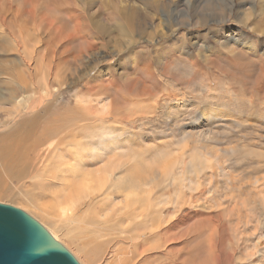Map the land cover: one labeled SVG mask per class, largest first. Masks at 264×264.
I'll use <instances>...</instances> for the list:
<instances>
[{
    "label": "rangeland",
    "instance_id": "rangeland-1",
    "mask_svg": "<svg viewBox=\"0 0 264 264\" xmlns=\"http://www.w3.org/2000/svg\"><path fill=\"white\" fill-rule=\"evenodd\" d=\"M123 1L0 0V92L9 86L15 88L14 75L22 74L29 83L26 95L31 100L42 95V108L39 109L60 114L64 121L66 118L71 124V127L67 125L68 130L71 129L73 136L80 139L86 154L73 177L80 184L89 183V193L96 195L92 201L84 200L83 195L82 202L73 206L71 213L62 218L59 214L54 216L50 202L55 203L61 194L56 193L60 183L42 188L33 184L47 175L51 177L56 172L53 167L62 163L64 166L72 160L56 153L57 146L53 140L44 163L48 167L42 169L41 165V173L36 165L19 182L3 178L5 185H0V203L24 210L47 228L56 230L59 242L70 251L79 243L75 239L76 230L85 240L89 238L88 242L90 239L94 243L109 240L111 244H118L117 239L123 236L119 229L124 222L117 214L119 208H116L118 200L123 198L122 190L113 189L110 197L104 194L94 183L99 171L117 162L119 167L113 175V183H117L130 176L136 180L152 177L169 164V173L146 189L152 193L154 208L162 209L160 202L168 201L165 208L170 210L164 215L174 213L173 207L176 206L181 221L179 233L186 229L187 233L190 229L193 231L184 236L187 240L180 242V239L171 247H181L200 237L204 226L211 228L216 223L221 227L218 241L223 245L224 254L233 255L228 264H264V64L258 63L257 56L264 53V35L254 31L256 25L264 28V0H215L228 6L221 12L211 7L214 0H159L160 4L154 8L150 7L152 0H133L140 10L142 8L154 16V28L162 22L167 26L166 14L172 12L180 14V21L192 18L190 27L189 24L177 26L170 19L172 27L161 29L162 32L165 29L166 37L156 35L153 42L143 39L135 47L125 50L119 47L122 51L116 50L118 48L115 49L112 43L101 48V40L93 34L95 29L89 22L94 19L106 26L111 23L108 27L112 28L114 21L119 19L115 9ZM128 1L125 5L132 4V0ZM143 2L148 6L142 5ZM183 10H188L184 19L181 16ZM82 11L87 14L83 15ZM204 14H212L216 21L195 27L197 17ZM82 23L88 24L83 26ZM149 25L151 23H147L146 28ZM157 29L160 28L153 31ZM181 35H184V40ZM28 36L34 39L30 40ZM113 36L121 40L118 34ZM59 38L60 44L53 43ZM49 40L51 42L47 44ZM25 46L29 47L28 50ZM85 48L88 52L83 50ZM22 49H26L27 54ZM143 49L144 52L148 50V54H142ZM46 57H52L50 64L45 61ZM126 58L129 62L125 64ZM25 61L31 69H36L30 75L32 79L27 78L23 71ZM56 72L60 74L55 76ZM150 91L152 97L149 96ZM76 100H80L79 105L83 109L85 107L84 111L86 108L90 110L92 119L87 117L88 111H85L88 114L85 116L84 111L76 107L79 106ZM176 101L184 105H178ZM118 108L123 110L118 112ZM112 110H116L118 115L114 111L111 114ZM64 121L60 123L63 124L62 129L66 126ZM13 122L0 124V133L7 132ZM198 122L202 127H185ZM85 146H91L87 153ZM46 148L42 146L39 153ZM98 148H104V151H97ZM197 165L204 168L197 170ZM211 171L215 173L213 176H210ZM112 197H116L117 202L113 203ZM123 227L127 231L121 229L125 231V237L142 229L133 231ZM67 231H73V235L65 236ZM101 249L105 253L102 245ZM100 256L98 253L96 258H91L98 264ZM155 257L157 259L151 264L158 263L164 256L158 253Z\"/></svg>",
    "mask_w": 264,
    "mask_h": 264
},
{
    "label": "bare ground",
    "instance_id": "bare-ground-1",
    "mask_svg": "<svg viewBox=\"0 0 264 264\" xmlns=\"http://www.w3.org/2000/svg\"><path fill=\"white\" fill-rule=\"evenodd\" d=\"M125 1L126 0H124L123 4L122 5L120 4V6L116 9H115L116 4L114 6V9L117 11V15L119 16L118 17L119 19H116L114 21L112 28L108 27L111 23L108 26H106V24L105 25L101 24V23H103L101 21H99V23H96L95 21H93L94 19H92L89 22L90 24H92L93 28L95 29L94 31H92L93 34H95L97 37H99L97 39L101 40V43H99L101 48L106 47L110 43H112V44H114L115 49H116V47L118 48L116 50H120L121 48H122V50H125L126 48H128L130 46L140 44L141 40H143V39H145L148 42L149 41L153 42V39L156 35H160L161 37L162 36L166 37V33L165 34L163 33L165 29L163 30V32L161 29H163L164 27L167 28V26L172 27L171 23L169 22L170 19L173 22H175V24L177 26L181 27V26H184L186 24H189V27H190V21L192 20V18H187V19H185V21H180L179 20L180 14L178 12L175 14H172L173 13L172 12V13L166 14L167 26H165V23L162 22L159 24L158 27L154 28L152 26L153 19H154L153 15H149L147 13V11H142L143 10L142 8L140 10V7L133 4V0H132L133 5L132 4L125 5ZM130 1H128V2H130ZM112 2L114 3V1H112ZM148 2H150V0H148ZM213 2H215V4H212L213 6H211V7L214 9H217V11L220 10V12H221V11L227 10V8H228V6L224 4V2L223 3H219V2L217 3L215 0ZM158 3H159V0H152V2L150 3V5H151L150 7H153V8L158 7ZM106 4H108V3L106 2ZM110 4H111V2H110ZM142 5L148 6L147 3H144V2L142 3ZM152 5H154V6H152ZM163 6H164V4H163ZM143 8H147V7H143ZM202 9H204V8H202ZM78 10L79 9L77 8V11ZM145 10H148V9H145ZM154 10H156V8ZM77 11H76V13H77ZM148 11H150V10H148ZM187 12H188V10L182 11V13H183V15L181 14L182 18L184 16H187ZM215 12H216V10H215ZM82 14H83V11H82ZM86 14H83V15H86ZM76 16H77V14L75 15V17ZM188 17H189V14H188ZM110 18H111V15H110ZM80 19H82V21H84V18H80ZM86 20H88V18ZM213 20H214V16L212 14L199 15L197 17V20L195 21L194 25H195V27L196 26L199 27L200 25L206 24V23H208V21H213ZM78 21H80V20H78ZM107 21L110 22V20H107ZM156 21H157V17H156ZM214 21H216V20H214ZM147 23L148 24L151 23L152 27L150 25L149 26L151 28H153L154 30L156 28H160V29H157V31H153V29H152V31H150L149 30L150 27L146 28ZM79 24H81V23H79ZM83 24L84 23H82V25ZM87 24L85 23L84 25L86 26ZM90 24L88 27H90ZM256 27H255V30L254 29L253 30L258 34L262 33L264 35V28H262V26H258V25H256ZM173 29H174V27H173ZM158 31L160 33L156 34V32H158ZM86 32H84L85 35H87ZM171 32H173V30ZM114 34H118V37H121V40H119L120 38H118V40H117V37L114 39L113 38ZM26 36H25V38H26ZM36 36H34V37L36 38ZM29 38L31 40V38H33V37H29ZM104 38H105V40L106 39L107 40L104 41ZM184 38H185L184 35H181V39L184 40ZM19 39H20V37H19ZM56 39H54L55 42L53 41V43H55L56 45L60 44V42H61L60 38H59V40H56ZM89 39H91V38H89ZM89 39H87V40H89ZM22 40L24 41L25 39L23 38ZM251 40H252V38H251ZM16 42H18V41H16ZM50 42H51V40L47 41V44ZM152 42H150V43H152ZM23 43L24 42H22V44ZM87 43H89V42H87ZM93 43H94V41H93ZM56 45H55V47H56ZM252 46H254V45H252ZM17 47H19V44ZM22 47H24V46H22ZM25 47H27V50H28L29 47L28 46H25ZM47 47H46V49L48 50V48L52 47V46L50 45L48 48ZM119 47H121V48L119 49ZM247 47H248V45H247ZM20 48H21V46H20ZM87 48H85L83 50L88 52ZM89 48H91V46ZM114 48H113V50H114ZM139 48H141V47H139ZM32 49L34 50V48H32ZM144 49L141 51V53L142 54H148V50H146L144 52ZM30 50L28 51V54H29ZM33 50H31V51H33ZM122 50H120V51H122ZM24 51H26V49H24L23 52ZM89 51H90V49H89ZM19 53L21 54V51H19ZM26 54H27V51H26ZM30 55H32V54H30ZM257 56L259 59V62L258 61L257 62L259 64L260 63L264 64V53H261V54L258 53ZM257 56H256V58H257ZM33 57H34V55H33ZM41 58H39V59H41ZM254 58H255V56H254ZM25 59H27L26 56H25ZM30 59L32 60V58H30ZM51 59H52V57H51ZM51 59L46 57L45 61L49 62V64H50ZM99 59H100V57H99ZM35 60L37 61V59H35ZM35 60H33L34 61L33 63H35ZM91 61H93V60H91ZM233 61L236 62V60H233ZM124 62L126 64V62H129V60L126 58V59H124ZM180 63H181V61H180ZM78 64H79V62H78ZM91 65H92V63H91ZM56 66L58 67V65H56ZM35 67H37V66H35ZM163 67H164V65H163ZM86 68H88V67H86ZM46 69L48 70L49 67ZM262 69L264 70V68H262ZM33 70H36V69L35 68L31 69L30 64L28 62L24 63L23 71L25 73H27V75H26L27 78L30 77ZM47 70H46V72H48ZM259 70L261 71V69H259ZM42 71H44V70H42ZM58 71H59V69H58ZM51 73L54 76V72L51 71ZM58 73L56 72L55 76L58 75ZM137 73H139V71H137ZM47 74L49 75V73H47ZM52 74H51V76H52ZM263 74H262V77H263ZM48 75H46V76H48ZM141 75H145V74L141 73ZM259 75H261V74H259ZM59 76H61V75H59ZM78 76H79V74H78ZM64 78H66V76ZM139 78H141V77H139ZM14 79L16 80L15 88H11L9 86L4 92H0V124L3 125L4 123H7V122L11 123L12 121H14L12 127H10L9 130L7 129L8 131L6 130L7 132H1L0 133V185L3 183H4L3 185H5V180L3 179L5 177H7L8 180L14 179V181L16 180L17 182H19L20 180L26 178V175L32 169H34L33 167L36 165H37V167H38L37 169H39L40 173L42 172L43 168L46 169L48 167V165L47 164L44 165V163L47 160L46 156L49 153V148L52 145L51 142L54 140L55 143L54 142L53 143L57 146V150L55 148L56 153H58L59 155L63 154V156L68 157L72 160L67 162L66 165H64V166H61L63 164L62 163L56 167H53L54 170L56 169V172H53L51 177H48V175H47L43 180H40V179L35 180L33 182V184L36 185L38 188H42L44 186L48 187V186L56 185V183H58V182L60 183L61 187L56 191V193H61V194L57 196V200L54 199L55 203L50 202V208L52 209V213H54V212L56 213V214L54 213V216L59 214V218L60 217L62 218L66 214L68 215V213L70 211L74 210V209H72V207L77 205V203L80 201V199L83 195H85L84 200L87 199V200H91V201H92V197L96 196L92 193H89V186H90L89 183L80 184L73 177V175L76 172H78L77 170H78V166L80 164V161H83L85 159L86 154L83 152V146L80 143V139H76L73 136L72 132H70L71 129H70V131L68 130L69 126L71 124L67 123L66 118L64 121V118L60 114H50V113L46 112V110H44L42 112L39 109L40 107L42 108V95L36 96L33 98V100H31L29 98V96L26 95L27 93H25V91H28V89H29V83H27V80L22 76V74H15ZM19 79H23V80L18 82ZM30 79H32V78L30 77ZM49 80H47V81H49ZM63 80L66 81L65 79H63ZM258 81H259V79H258ZM62 84H63V82H62ZM65 84H63V85H65ZM66 86H68V85H66ZM60 88H58V89H60ZM29 92H30V90H29ZM149 96L150 97L153 96V93L151 91L149 93ZM30 100H31V102H29ZM77 103L79 105L80 100L77 101ZM156 104H157V102H156ZM177 104L181 105V106L184 105L182 102H177ZM82 105H83V103H82ZM7 106L9 108H7ZM80 106L81 105L76 106V107L81 108ZM76 109H78V108H76ZM84 109H85V107H84ZM84 109L81 108V110L80 109H78V110L83 112ZM121 109L123 110V108H121ZM187 109H188V107H187ZM120 110L118 108L117 111L119 112ZM85 111H88L89 116H87V117L91 118L90 115H92V114H90V112H89L90 110L86 108ZM85 111L83 112V114L85 113L84 115L86 116L88 114H86ZM113 111L114 110H112L111 114H113ZM115 111H114V114H116V116H117L118 112L116 111L117 112L116 113ZM102 114H104V113H102ZM81 116H83V115H81ZM100 117H101V115H100ZM93 118L97 119L94 116H93ZM63 121L66 122V126L69 125V126H67V128H66V126L64 127L67 130L66 129L63 130L64 128L63 129L61 128V125H63V124H60V123H62ZM89 121H86V124L89 123ZM72 122L73 121H71V123ZM82 123H84V120ZM86 124H83V126ZM79 125H81V123ZM75 126L77 127V125H75ZM75 126H74V128H76ZM1 127H0V129H2ZM185 127H189V128H193V129L194 128H200V127H202V123L198 122V123H193L190 125L187 124V125H185ZM80 128L81 127L79 126V129ZM77 129H78V127H77ZM72 130H74V129H72ZM76 137H77V135H76ZM75 140H77V142H74ZM102 143H103V141H102ZM44 145L47 146V148L44 151H42L41 153H39L42 146H44ZM90 147L91 146H85L84 147L86 153L90 150ZM55 150H54V152H55ZM91 151H93V149H91ZM97 151H104V148H98ZM77 157H79V158H77ZM50 161H51V158H50ZM175 164H176V162H174L173 165H175ZM41 165H42V169L39 168ZM118 167H119V164L117 162H113V163L105 166V168H103L102 170L99 171V174L96 176V178L94 180V183L96 185H98L99 187H101L102 191L105 192L104 194H106L108 197H110L111 191L113 189H121L122 190L121 194L123 195V198L121 200H118L116 197L111 198L113 203L117 202V200H118L116 209L119 208V213H117V214L119 215V217H121V220L124 222L122 224V228L119 229V231H121L120 234L123 236L120 237V239H117L118 244H111L109 240L105 243H101V242H95L94 243L90 239L88 242L89 238L87 240H85V238H83L81 236V234H80L81 232H78L76 230V238L75 239L77 241H79V243L77 244V246L75 248H73V250L71 249V251H70L68 248L66 249V246H64V244L59 242L58 237H57L58 235H56V230L53 231V229L51 230L50 228H47L46 226H44V224H41L40 222H38V220H35L34 217L27 214V212H25L24 210H21V211H23L28 216H30L35 221H37L43 227V229H45L46 232L56 242H58L62 247H64L69 253L71 252L70 254L74 257V259L78 262V264H93V263L97 264V262L94 261L93 258H91V257L96 258L98 253H101L100 258L98 259V261L100 263L98 262V264H151V262H153L157 259V257H155V256L158 253H162L164 257L158 263H155V264H159V263H161V264H223L224 261H227V264H228L231 261L233 255H231L230 253L224 254L225 251L223 250V245L218 241L219 232L221 231V227H218L216 223H213L211 225V228L204 226L202 229V230H204V233L200 237L193 239V240L189 241L188 243L182 244L183 247L181 245H180L181 247H178V248L171 247L173 244L178 243V240H180V239H181L180 242H182L183 240H187L184 238V236L186 234L193 233V231L190 229V231L187 233L188 229H186L185 231L179 233L178 228L181 225V221L178 217L179 212L176 209V206L173 207L174 213H172V214L167 213V215H164L165 211L170 210L168 208H165V206L168 204V201H166L164 199L160 202L162 205V209L157 208V206H155V208H154V204H153L154 198L152 196V193L150 190L146 189V187L148 185L154 183L155 181H158V180L164 178L169 173V171L171 170V167L169 166V164H166L165 167L160 168L157 172H155V174L152 177H146L143 179L136 180L135 177L130 176L125 181L113 183V181L115 179V178H113V175H114L115 171L118 169ZM203 168H204V166H202V165L195 166V169H197V170H202ZM214 174H215L214 171L210 172V176H213ZM12 182H13V180H12ZM44 195H46V194H44ZM97 197L95 199H97ZM115 199H116V201H115ZM80 202H82V201H80ZM2 204H4V203H2ZM4 205H7V204H4ZM112 205L113 204H111L110 206H112ZM43 208H45V206H43ZM179 209L181 210V207ZM116 211H118V210H116ZM200 220L201 219H199L198 221H200ZM57 221H59V220H57ZM59 223H60V221H59ZM123 226H125L128 230L133 229V231H135L137 228H142V229H141V232H135V233L131 232V234L129 236L125 237L126 229ZM78 228L79 227H77V229ZM123 228L125 231L121 230ZM72 232L70 233L69 231H67V232H65L64 235L68 237L70 234L73 235ZM126 233H127V231H126ZM128 233H129V231H128ZM124 240H126V241H124ZM101 245L103 248H105V253L102 251Z\"/></svg>",
    "mask_w": 264,
    "mask_h": 264
},
{
    "label": "water",
    "instance_id": "water-1",
    "mask_svg": "<svg viewBox=\"0 0 264 264\" xmlns=\"http://www.w3.org/2000/svg\"><path fill=\"white\" fill-rule=\"evenodd\" d=\"M0 264H78L23 211L0 204Z\"/></svg>",
    "mask_w": 264,
    "mask_h": 264
}]
</instances>
